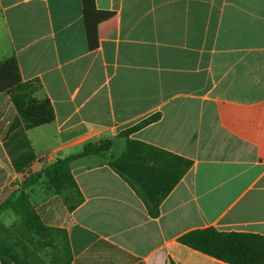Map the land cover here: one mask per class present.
Returning a JSON list of instances; mask_svg holds the SVG:
<instances>
[{"label":"crops","instance_id":"0c3cea01","mask_svg":"<svg viewBox=\"0 0 264 264\" xmlns=\"http://www.w3.org/2000/svg\"><path fill=\"white\" fill-rule=\"evenodd\" d=\"M95 5L91 50L83 0H0V63L16 57L56 115L27 129L0 93V204L42 174L26 192L46 225L67 231L72 264H228L179 238L208 227L264 237V0ZM128 139L194 163L158 217L109 164ZM104 141L108 155L71 164L84 200L70 211L43 172Z\"/></svg>","mask_w":264,"mask_h":264},{"label":"trees","instance_id":"16d2710c","mask_svg":"<svg viewBox=\"0 0 264 264\" xmlns=\"http://www.w3.org/2000/svg\"><path fill=\"white\" fill-rule=\"evenodd\" d=\"M89 47L93 50L98 38V12L95 0H83ZM38 82H25L16 57L0 63V93L7 94L27 129L55 121L54 107L48 96L39 99ZM154 115L125 131L131 134L158 121ZM111 141L87 144L83 151L57 160L44 170L49 185L60 195L70 211L84 200L76 183L71 164L88 156H102L111 151ZM108 155V154H107ZM109 164L143 199L152 217H158L166 197L193 166V161L153 145L127 140L126 149L110 156ZM42 174L29 179L0 204V216L13 214L16 221L6 226L0 220V257L3 264H72L73 253L67 231L46 225L26 192ZM179 242L228 264H264V237L249 233L221 232L214 227L184 234Z\"/></svg>","mask_w":264,"mask_h":264},{"label":"rangeland","instance_id":"374dc122","mask_svg":"<svg viewBox=\"0 0 264 264\" xmlns=\"http://www.w3.org/2000/svg\"><path fill=\"white\" fill-rule=\"evenodd\" d=\"M125 149H126L125 141H119L117 143V145L114 147V149L112 150V154L117 157V156L121 155L124 152ZM45 185L47 186V188L50 190L51 193H53L55 195H58V194H56V192L52 188V186L49 185L48 182L45 181ZM58 196H60V195H58ZM62 200H63V198H62ZM63 202H64V200H63ZM0 220L6 226H11L16 221V218H15V216L13 214L5 213V214H3V215L0 216Z\"/></svg>","mask_w":264,"mask_h":264}]
</instances>
